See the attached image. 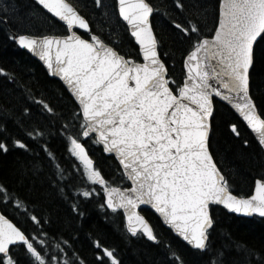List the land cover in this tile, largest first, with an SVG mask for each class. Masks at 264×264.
Returning a JSON list of instances; mask_svg holds the SVG:
<instances>
[{
	"label": "snow or ice",
	"instance_id": "1",
	"mask_svg": "<svg viewBox=\"0 0 264 264\" xmlns=\"http://www.w3.org/2000/svg\"><path fill=\"white\" fill-rule=\"evenodd\" d=\"M35 3L41 11L46 10V16L50 14L49 21L62 22L67 34L37 35L21 30L12 31L10 38L59 76L73 98L75 111L60 115L64 117L61 131L65 150L77 164L72 173L55 164L52 183L58 193L64 196L69 181L78 176L82 186L76 187L72 195L87 199L102 194V208L114 214L123 210L129 234L157 241L153 228L137 211L140 205H151L172 230L201 252L210 250L214 225L211 205L264 217V176L255 180L252 195L233 194L211 150L210 120L214 116L213 97H220L239 113L264 152V110L250 94L251 69L258 59L264 62V48L257 51V45L264 42V0H219L218 21L209 34L202 32L207 11L201 5L193 0H171L170 5H164L162 15L188 42L180 81L173 79L169 71L168 54L161 53L162 44L152 19L161 13L151 0L113 3L112 16L117 24L125 25L129 39L134 40L135 55L121 54L120 33L113 27L105 0H92L101 16L99 28H94L69 0ZM173 12H178L180 18L173 17ZM14 15L9 6H0V25H11ZM0 74L7 76L4 68H0ZM8 79L17 83L14 76ZM24 93L39 107L41 115L56 114L51 103L36 100L30 89L25 87ZM26 115H31L27 106L21 113ZM228 127L240 137L237 124ZM5 130L0 125V132ZM25 136L38 142L44 139V132L34 126ZM82 141L114 154L119 185L105 178ZM243 143L247 145V139ZM10 147L32 151L23 138H0V153L7 154ZM39 147L49 163L56 160L46 143ZM32 167L35 170L38 165ZM125 182L130 186L124 187ZM0 202L39 226L33 233L0 212V264H83L79 258L68 256L65 249L71 251V246L67 240L49 245L43 227L45 218L35 214V208L29 215V202L5 184H0ZM71 207L79 214L78 204ZM95 249L97 264H120L114 251L99 241ZM212 256L207 264H221L222 252ZM173 259L184 264L175 253Z\"/></svg>",
	"mask_w": 264,
	"mask_h": 264
},
{
	"label": "trees",
	"instance_id": "2",
	"mask_svg": "<svg viewBox=\"0 0 264 264\" xmlns=\"http://www.w3.org/2000/svg\"><path fill=\"white\" fill-rule=\"evenodd\" d=\"M82 14L92 21L94 28L100 27L101 16L95 11L92 0H70ZM161 14H154L153 23L160 38L161 53L168 54L169 71L175 80L183 79V56L188 42L182 40L171 28L168 20L162 15L164 5L171 0H151ZM206 9V25L204 34L214 32V24L218 21L219 0H193ZM114 0H105L109 15L112 16ZM7 5L14 10L13 23L0 25V68H4L7 76L0 74V125L5 131L0 138L10 136L23 138L32 149L25 152L21 149H9L7 154L0 153V184H5L10 191L21 199L29 202V215L35 208L38 216H43L47 223L43 225L48 235L49 245L60 240H67L71 251L68 256L79 258L83 264H97L95 259V243L114 251L120 264H178L173 253L179 256L184 264H207L213 258L212 253H223L221 264H264V219L243 218L228 213L220 207H213L214 226L210 231V250L201 252L191 249L163 226L160 219L150 210L143 213L152 224L157 242H151L141 235L131 236L125 227L123 213L117 214L101 207L104 203L102 194L91 198L72 195L76 187L82 186L80 178L74 176L69 181V188L62 196L53 186V172L58 163L67 172H74L77 162L65 150V140L61 131L64 123L63 113L67 116L75 111L73 98L63 84L49 76L43 65L20 48L10 38L12 31L30 30L34 34H66L61 23L49 21V14L41 11L33 0H0V6ZM180 18L178 12L171 14ZM113 27L120 33L121 54L135 55L136 45L129 39V32L123 23L117 24L112 16ZM264 42L257 45L259 52ZM14 76L17 83L13 84L8 77ZM23 86V87H21ZM28 88L36 100L44 99L55 108L56 114L41 115L37 105L24 93ZM251 94L260 110H264V62L257 60L251 70ZM212 125V151L216 160L229 181L231 190L239 195L252 192L256 178L264 176V152H261L251 132L227 105L215 102ZM30 107L31 115L21 116L24 107ZM237 124L240 137L231 133L228 125ZM22 125V126H21ZM39 126L44 132V139L34 142L25 136L26 131ZM247 139L245 145L243 140ZM47 144L55 154L56 160L49 163L39 145ZM96 167L101 169L106 179L120 184L117 162L113 156H107L102 147L85 141ZM33 164L38 168L33 170ZM124 187L129 186L125 182ZM99 192V187H97ZM78 204V213L72 210V204ZM0 208L18 226L35 233L39 226L35 225L22 212L14 213L11 206L0 202ZM75 252L77 255L73 256ZM107 264V262H106Z\"/></svg>",
	"mask_w": 264,
	"mask_h": 264
},
{
	"label": "water",
	"instance_id": "3",
	"mask_svg": "<svg viewBox=\"0 0 264 264\" xmlns=\"http://www.w3.org/2000/svg\"><path fill=\"white\" fill-rule=\"evenodd\" d=\"M35 1V0H34ZM70 2V1H69ZM71 3V2H70ZM41 7V6H40ZM45 12H46V10H44ZM50 15V14H49ZM73 30H77L76 28H74ZM80 32H81V34L83 33V30H79ZM49 35H54V34H49ZM58 36H62V35H58ZM20 47V46H19ZM21 48V47H20ZM23 49V48H22ZM25 51H27L30 55H32L37 61H39L42 65H43V67L45 68V70L47 71V73L49 74V76H51V77H53V78H56L57 80H59L62 84H63V86L66 88V90H67V86L65 85V83L62 81V79L59 77V76H57V75H55V74H53V73H50L48 70H47V66L46 65H44V63H43V61H41L40 59H39V57H37V56H35L34 54H32V53H30L27 49H24ZM252 70V69H251ZM185 71V70H184ZM251 82V81H250ZM68 91V90H67ZM69 92V91H68ZM70 94V93H69ZM250 94H251V88H250ZM215 101H218V102H220V103H223V104H225V105H227L229 108H231V110L235 113V115L241 120V122L247 127V124H246V122H244L243 121V118L239 115V113L234 109V108H232V106L227 102V101H223L220 97H213V104H214V110H215ZM212 119V117L210 118V120ZM247 129L251 132V130L247 127ZM251 134L253 135V137L255 138V140L257 141V139H256V137H255V134L254 133H252L251 132ZM105 155H107V156H114V154H107V153H104ZM90 155V154H89ZM92 158V157H91ZM130 183V182H129ZM130 185V184H129ZM254 188H255V186H254ZM253 192H254V189H253ZM253 194V193H252ZM216 206H221V207H223V208H225L223 205H216ZM211 207V206H210ZM144 209H149V210H151L152 212H154L155 214H156V216L161 220V222L163 223V225L166 227V228H168L169 230H171L172 232H173V234L176 236V237H178L180 240H182L184 243H186L187 244V242L186 241H184L183 240V238L182 237H180L179 236V234L178 233H176L174 230H172L171 229V227L169 226V225H167L164 221H163V218L162 217H160L159 216V214L158 213H156L155 212V210L154 209H152L151 208V205H147V204H144V205H140V206H138V209H137V211H139V213L142 215V216H144V214L142 213V210H144ZM226 209V208H225ZM110 210V209H109ZM228 212H230V213H232V214H234V215H236V216H239V217H245V218H252V217H254V216H257V217H260V218H264V217H261V216H259L258 214H252V215H245V214H243V213H235V212H232V211H230V210H228V209H226ZM111 211V210H110ZM122 212H123V210H121ZM0 212H2V210L0 209ZM210 213H211V209H210ZM212 215V214H211ZM145 217V216H144ZM145 219L147 220V218L145 217ZM148 221V220H147ZM125 223H126V221H125ZM148 223H149V225L152 227V225L150 224V222L148 221ZM153 228V227H152ZM212 229V228H211ZM131 235V234H130ZM132 236V235H131ZM149 241H151V240H149ZM152 242H155V241H152ZM188 245V244H187ZM188 246H190V245H188ZM191 247V246H190ZM192 248V247H191ZM193 249V248H192Z\"/></svg>",
	"mask_w": 264,
	"mask_h": 264
}]
</instances>
